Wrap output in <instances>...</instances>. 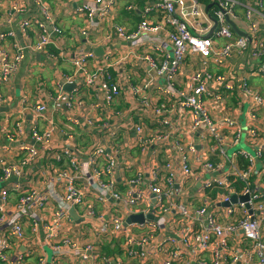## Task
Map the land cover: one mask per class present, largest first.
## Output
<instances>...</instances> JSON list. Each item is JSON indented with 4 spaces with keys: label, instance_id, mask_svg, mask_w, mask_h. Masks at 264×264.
Masks as SVG:
<instances>
[{
    "label": "built area",
    "instance_id": "1",
    "mask_svg": "<svg viewBox=\"0 0 264 264\" xmlns=\"http://www.w3.org/2000/svg\"><path fill=\"white\" fill-rule=\"evenodd\" d=\"M33 1L35 15L0 34V84L32 49L67 61L62 81L76 87L68 92L57 81L35 98L21 93L6 115L5 139L21 144L9 147L11 159L0 151V182L18 180L0 191V264H26L34 254V242L9 252L27 227L34 236L45 231L36 239L55 262L155 264L161 252L158 264H264V192L234 185L257 175L256 157L264 156V0H72L85 22L78 34L103 47L100 55L63 46L57 17L62 3H74ZM7 2L28 10L22 0ZM123 7L140 20L118 21ZM76 131L90 135L88 146ZM243 135L257 147L256 156L238 153L249 161L245 171L228 155ZM213 187L222 190L215 198ZM132 214L154 218L127 223ZM108 242L121 255L102 254Z\"/></svg>",
    "mask_w": 264,
    "mask_h": 264
},
{
    "label": "crops",
    "instance_id": "2",
    "mask_svg": "<svg viewBox=\"0 0 264 264\" xmlns=\"http://www.w3.org/2000/svg\"><path fill=\"white\" fill-rule=\"evenodd\" d=\"M3 3V8L1 4ZM22 3L26 5L27 12L26 13H19L14 12L10 10L7 0H0V7L2 12L5 16L3 18H0V34L8 31L9 29L16 28L17 23L26 15H35L37 8L35 6V3L33 0H22ZM60 3V2H59ZM70 3H74L71 5H68V2L62 3V9L64 10V15H61L59 18V23L64 28V38H63V46L68 47V49H73L78 47L79 45L85 44V47L87 48H93L94 50L100 49L94 48L93 46L86 44L85 40L78 34L77 28L84 26L85 22L84 19H82L79 16L74 15L72 12L75 8L76 3L72 0L69 1ZM78 3V2H77ZM119 17L118 19L123 17L122 22H125L126 17L122 16L121 12L122 9L119 11ZM10 17H6V16ZM37 34L34 32L32 33V43L37 40ZM19 40L21 43L24 44V40L22 37H19ZM9 44V42H7ZM101 44H99L100 46ZM123 46L121 44L117 45ZM29 49V48H28ZM50 51L53 52L55 55L58 54V50L54 46H50ZM103 50V47H101ZM57 50V51H56ZM100 55V54H99ZM71 70L70 64L63 60L61 57H59L58 63H53L51 61H48L45 59V56L43 54L35 53L34 50L29 49L26 50V56L21 64L20 69L13 75V77L10 79V81L6 83L0 84V90L5 96L6 102L3 106L0 107V151L5 152L3 154L6 155L7 159H11L13 156L14 150H9V147H19L20 142H9L5 139L4 135V128L2 126H6L8 122L5 121L6 115L9 114L10 110L13 108V106L17 103L18 97L21 93H26L29 96L35 98V95H38L43 90L46 91H53V88L55 86V83L57 81H62V73L63 71L69 72ZM259 88L261 92L264 94V83H259ZM76 87V86H75ZM73 87L72 90L75 88ZM68 92L69 90L66 89ZM70 90V91H72ZM49 114V113H48ZM31 117H28V120H30ZM65 120V119H64ZM64 120L59 121L58 124L62 129H65L66 123ZM28 124V122L26 123ZM77 137L80 139V142L86 146H88L91 142L90 135L82 134L80 131H76ZM27 136V135H26ZM61 142L64 141V136L61 135L60 137ZM87 142V143H86ZM240 143H242L241 147H231L233 150V154L228 155L232 158H236L238 153L240 151H245L253 156H256V148L250 141L248 140L246 135H243V138L241 139ZM227 160L226 165H224L223 168L219 169L215 175H222L226 169L230 166L229 162L234 161V159ZM257 158V157H256ZM236 162L238 163V157L236 159ZM264 156L262 159L257 158L255 160V169L257 170V183L258 186L261 188V190L264 192ZM31 172V170H29ZM16 178H11L7 180L6 182H0V191L8 188L12 185H15L17 183ZM16 196L14 194L11 195L10 202H13V204L16 203ZM264 230V227H263ZM45 235V231L42 228H39V233L34 236L32 232L30 231V228L27 227L25 230V236L26 238L21 242H13L11 249L9 252H12L14 249L19 247L20 250L24 251L25 248H31L33 246V242L35 243V251L34 254L31 255L27 261L26 264H38L39 256L37 253L42 252V255L46 258L45 264H85L81 262L80 260H76L73 257L66 258L63 257L58 260V262H55L53 259V256H51L47 252L46 246H39L38 244H44L41 241H38L36 238L43 239ZM15 241V240H14ZM107 244V243H106ZM121 253V251H120ZM121 255V254H120ZM162 254H160L157 257L153 258V261L155 264H158L162 259ZM135 264V263H132Z\"/></svg>",
    "mask_w": 264,
    "mask_h": 264
},
{
    "label": "trees",
    "instance_id": "3",
    "mask_svg": "<svg viewBox=\"0 0 264 264\" xmlns=\"http://www.w3.org/2000/svg\"><path fill=\"white\" fill-rule=\"evenodd\" d=\"M145 1L146 0H136L135 3L141 6L145 3ZM121 9H122V12H121L122 16H124L126 18L134 19L135 23L140 20L139 13L137 11L130 12V11L126 10L124 7ZM122 20H123V17L118 19V21H122ZM66 72L67 71H63V73H66ZM78 140L80 141L79 138H78ZM216 157L217 156L215 155V158ZM215 158H213V159H215ZM238 161L239 162L237 164H238L240 170L245 171L250 167V164H249V161L247 160V158H245L243 156H239ZM234 185H235V188L237 191H242L243 189H251L252 191H256L258 194L262 193L257 188L258 183H257V175L256 174H252L250 177L245 179V181L242 179L235 178L234 179ZM207 190H208L207 192L209 193V196L211 198H215L217 196L218 192L222 191L221 189H219L217 187H213V188H210ZM261 195H263V194H261ZM102 251H103L102 254H104V255H110V254L112 255V254H116L118 251H120V249H119V247L115 246L114 243L108 242L107 244H105L102 247ZM118 253H120V252H118Z\"/></svg>",
    "mask_w": 264,
    "mask_h": 264
},
{
    "label": "water",
    "instance_id": "4",
    "mask_svg": "<svg viewBox=\"0 0 264 264\" xmlns=\"http://www.w3.org/2000/svg\"><path fill=\"white\" fill-rule=\"evenodd\" d=\"M231 26H233V29L237 32V33H240L239 30L237 29L236 25L232 24ZM19 37H20V34H18ZM95 52L97 54H101L102 53V49H96ZM62 83L64 84V88L65 90L68 89L69 91L72 90L73 87L76 86V83H67L65 81H62ZM257 159V158H256ZM179 185L177 184L176 187H178ZM250 199V196L247 194V195H244L242 197H238L237 195H233L232 198H231V203H235L237 201H240V202H245V201H248ZM230 203L227 202V203H221L220 205L222 206H228ZM71 214H72V217L74 219H76L77 221H79V217L76 215L74 209H71L70 210ZM145 218H150V219H153L154 217L152 216V214H149L147 215V217H145L143 214H137V215H130L128 218H127V223H130V222H142Z\"/></svg>",
    "mask_w": 264,
    "mask_h": 264
},
{
    "label": "rangeland",
    "instance_id": "5",
    "mask_svg": "<svg viewBox=\"0 0 264 264\" xmlns=\"http://www.w3.org/2000/svg\"><path fill=\"white\" fill-rule=\"evenodd\" d=\"M241 145H242V143L238 144V145L235 146V147H241ZM228 153H229L230 155H232V154H233V150H232V149H229V150H228ZM0 174H1V170H0ZM47 252H48L51 256H53V252H52V250H51L49 247H47Z\"/></svg>",
    "mask_w": 264,
    "mask_h": 264
}]
</instances>
